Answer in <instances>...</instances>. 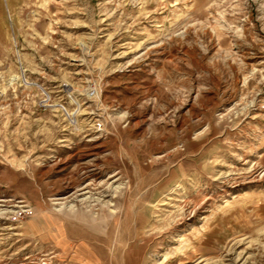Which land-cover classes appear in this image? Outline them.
Here are the masks:
<instances>
[{
	"label": "rangeland",
	"instance_id": "obj_1",
	"mask_svg": "<svg viewBox=\"0 0 264 264\" xmlns=\"http://www.w3.org/2000/svg\"><path fill=\"white\" fill-rule=\"evenodd\" d=\"M0 264H264V0H0Z\"/></svg>",
	"mask_w": 264,
	"mask_h": 264
},
{
	"label": "bare ground",
	"instance_id": "obj_2",
	"mask_svg": "<svg viewBox=\"0 0 264 264\" xmlns=\"http://www.w3.org/2000/svg\"><path fill=\"white\" fill-rule=\"evenodd\" d=\"M16 77H18V76H16ZM16 77H14V79H15Z\"/></svg>",
	"mask_w": 264,
	"mask_h": 264
}]
</instances>
